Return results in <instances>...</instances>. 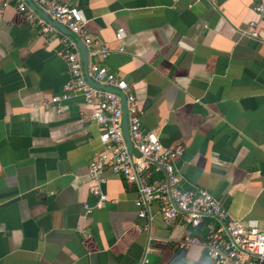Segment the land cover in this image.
Listing matches in <instances>:
<instances>
[{
  "label": "crops",
  "instance_id": "crops-1",
  "mask_svg": "<svg viewBox=\"0 0 264 264\" xmlns=\"http://www.w3.org/2000/svg\"><path fill=\"white\" fill-rule=\"evenodd\" d=\"M54 1L80 9L88 33L110 50L88 65L128 84L142 128L165 147L183 148L180 187L208 191L231 216L264 231L258 0ZM253 21L257 38L242 33ZM37 32L13 7L0 12V264H138L145 252L147 264H214L200 246L177 248L185 236L203 240L212 220L190 227L177 219L168 227L156 201L141 218L136 185L109 170L103 208L85 214L96 202L87 167L103 149L101 130L80 95L58 110L44 106L70 76L61 35Z\"/></svg>",
  "mask_w": 264,
  "mask_h": 264
},
{
  "label": "built area",
  "instance_id": "built-area-1",
  "mask_svg": "<svg viewBox=\"0 0 264 264\" xmlns=\"http://www.w3.org/2000/svg\"><path fill=\"white\" fill-rule=\"evenodd\" d=\"M51 21L57 22L80 38L87 51L88 59L98 56L104 60L110 50L87 31L82 11L54 0H30ZM199 2L201 0H193ZM13 7L22 13L28 23L38 28L37 35L46 38L51 34L61 35L63 56L69 80L63 93L44 102V106L59 104L75 95L83 97L92 106L90 117L100 127L99 141L102 150L89 162L87 170L91 180L89 194L96 199L93 206H84L85 214L103 208L106 196L102 190L105 182L104 172L109 170L124 178L128 184H135L138 198L135 206L138 216L149 218L150 203L158 202V214L163 223L172 227L177 219L183 225L199 226L205 219L212 220L206 225L203 240L195 236H185L177 243V248L186 250L192 246L204 248L206 256L214 264H264V231L254 220L243 221L231 216L208 191L201 188L182 189L179 185L180 174L176 163L183 156L181 146L165 147L156 132L142 128V111L135 102L128 84L109 72L100 64H89L88 74L93 82L119 90L125 97L128 136L132 147L129 153L122 130V104L115 93L92 87L85 80L79 50L75 42L61 33L50 22L41 17L25 0H1L0 12ZM258 22L264 24V0L253 6ZM258 22H250L243 35L257 38ZM125 37L123 28H118L115 38ZM123 48H119L122 51ZM163 174L162 179L153 177L150 167ZM146 253L138 264H147Z\"/></svg>",
  "mask_w": 264,
  "mask_h": 264
},
{
  "label": "water",
  "instance_id": "water-1",
  "mask_svg": "<svg viewBox=\"0 0 264 264\" xmlns=\"http://www.w3.org/2000/svg\"><path fill=\"white\" fill-rule=\"evenodd\" d=\"M33 9L35 12H37L41 17H43L45 20L50 22L55 28H57L59 31L70 37L76 44L79 53H80V58H81V63H82V71L85 77V80L89 85H91L94 88L101 89V90H106L110 91L112 93H115L118 95L121 99V104H122V130H123V136L128 148V151L130 154H132V147L129 141V136H128V125H127V116H126V103H125V97L124 95L117 89H113L107 86H103L100 84H97L92 81V79L89 77L88 74V56H87V51L85 49V46L83 45L82 41L80 40L79 37L76 35L72 34L69 30H67L64 26L61 24L51 21L43 12H41L30 0H25Z\"/></svg>",
  "mask_w": 264,
  "mask_h": 264
}]
</instances>
